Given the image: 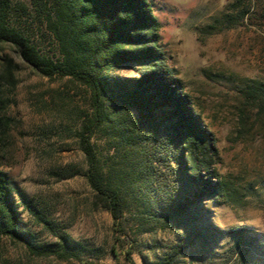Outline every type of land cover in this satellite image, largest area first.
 I'll return each instance as SVG.
<instances>
[{
  "label": "rangeland",
  "instance_id": "obj_1",
  "mask_svg": "<svg viewBox=\"0 0 264 264\" xmlns=\"http://www.w3.org/2000/svg\"><path fill=\"white\" fill-rule=\"evenodd\" d=\"M150 1L161 24L166 63L213 138L212 168L222 192L215 200L203 199L181 219L157 222L150 212H155V195L159 201L163 197L160 181L178 186L168 155L166 166L148 163L145 181L156 194L145 197L127 188L128 237L117 242L111 214L84 175L79 130L91 113L90 92L69 78L41 76L4 44L0 54L16 68L13 84L3 83L2 114L9 125L0 141V171L12 182L21 228L34 244L67 236L82 261L38 257L25 245L0 238V264H241L237 231L258 249H253L252 264L264 263V97L248 93L251 82H264V6L254 4L244 20L233 23L227 16L235 0ZM27 22L32 40L56 56L45 26ZM114 74L128 80L137 71L122 67ZM112 137L99 131L92 140L105 166L126 155ZM144 154L152 161L161 156L152 148Z\"/></svg>",
  "mask_w": 264,
  "mask_h": 264
},
{
  "label": "trees",
  "instance_id": "obj_2",
  "mask_svg": "<svg viewBox=\"0 0 264 264\" xmlns=\"http://www.w3.org/2000/svg\"><path fill=\"white\" fill-rule=\"evenodd\" d=\"M254 4L264 6V0L229 4L228 10L233 11L227 16L229 21L244 20ZM28 20L45 26L56 44V56L44 53L32 40ZM160 30L150 0H0V51L2 45L10 44L41 76L69 78L90 92L91 113L79 130L87 162L84 175L111 214L117 242L128 237L127 188L145 197L156 194L145 181L148 163L166 166L168 155L175 167L170 173L178 186L160 181L163 197L159 201L155 195V212H150L157 222L181 219L203 199L215 200L223 189L214 180L213 138L203 127L182 81L166 63ZM0 60V141H4L9 124L2 114L6 102L3 83L13 84L16 66L2 54ZM122 67L136 69L137 76L128 80L116 76L114 72ZM251 83L249 95L264 97V82ZM99 131L111 133L119 152L126 153L114 165H103L95 150L92 140ZM148 148L161 156L150 160L144 154ZM14 194L9 177L0 171V238L23 244L38 257L82 261L67 236L57 243L34 244L31 234L21 228ZM43 223L52 225L48 220ZM237 232L241 264H252L255 246L240 235L242 231ZM194 233L202 238L199 231ZM112 249L118 259L117 245Z\"/></svg>",
  "mask_w": 264,
  "mask_h": 264
}]
</instances>
